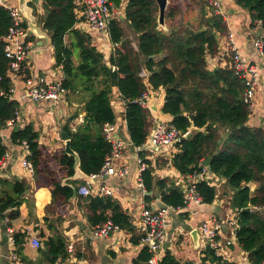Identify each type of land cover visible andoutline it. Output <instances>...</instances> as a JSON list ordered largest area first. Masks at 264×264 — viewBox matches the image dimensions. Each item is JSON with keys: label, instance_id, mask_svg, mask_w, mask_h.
Here are the masks:
<instances>
[{"label": "trees", "instance_id": "1", "mask_svg": "<svg viewBox=\"0 0 264 264\" xmlns=\"http://www.w3.org/2000/svg\"><path fill=\"white\" fill-rule=\"evenodd\" d=\"M197 15L193 22L174 23L181 11L171 3L165 11L167 30L157 26L158 8L154 0H127L124 18H114L108 26L113 50L105 59L92 41V36L74 27L76 15L74 0H42L44 13L40 16L35 3L30 2L36 23L41 24L50 37L56 64L61 65L62 84L68 91L81 92L84 101L85 124L76 131L65 127L72 148L80 157V168L86 174L98 172L110 144L104 139L102 127L115 121L110 104L112 92L117 91L125 102V120L129 138L134 146H141L152 129V117L147 107L136 99L147 89L163 87L162 112L172 116L171 124L187 136L175 143L171 158L157 156L152 163L146 156L149 150L138 154L146 167L140 177L146 192L159 194L161 202L183 206V194L172 177H158L156 168L168 164L187 176L201 169L202 161L210 157L209 170L224 178L232 190L231 207L237 211L236 244L247 253L250 264L264 261V127L247 124L248 104L244 101V83L234 74L231 59L224 67L209 68L208 59L218 51L220 37L228 33L226 21L205 0H190ZM250 17V27L257 21L264 27V0H234ZM191 6V5H190ZM12 20L9 10L0 6V128L13 116L17 101L9 100L10 80L7 76L8 59L4 53V37ZM25 25V23H24ZM264 40V31L262 32ZM33 34L26 37L32 40ZM21 77L30 76L26 64L21 65ZM194 126L198 130L190 132ZM226 132L225 137L222 133ZM39 133L32 123L10 133L14 143L25 141L33 174L50 190L51 201L45 211L51 213L73 196V190L62 179L74 172L72 156L64 151L50 155L38 143ZM7 151L0 136V159ZM40 180V181H39ZM76 181H70L75 184ZM77 182H82L78 180ZM8 186L0 196V214L9 221L17 217L25 186L19 181L0 180ZM250 183L255 188L250 191ZM202 201L213 202L216 188L202 180L196 185ZM83 202L84 216L91 227L110 220L120 229L131 233V241L140 243V234L121 203L109 195H76ZM151 201L154 195L145 194ZM17 208L7 211L15 201ZM249 207V211L243 210ZM45 221H48L46 216ZM48 227L52 228L51 223ZM15 252L26 264H62L67 257V242L57 230L43 241L38 258L28 260L22 253L25 231H14ZM233 246V245H232ZM200 262L181 261L165 249L159 264H234L207 246ZM151 256L142 246L132 264H149Z\"/></svg>", "mask_w": 264, "mask_h": 264}, {"label": "crops", "instance_id": "2", "mask_svg": "<svg viewBox=\"0 0 264 264\" xmlns=\"http://www.w3.org/2000/svg\"><path fill=\"white\" fill-rule=\"evenodd\" d=\"M125 3L120 6L119 13L121 18H124ZM171 3L178 5L181 10L173 18L174 23L193 22L197 11L195 5L190 0H172ZM221 3L222 16L226 21L228 33L233 34L234 45L242 55L246 56L250 62L257 64L260 68V84L254 96L255 107L249 113L247 124L251 127H264V62L262 55L255 50L253 45L258 31H252L248 12L237 5L234 0H221ZM168 4H170V0ZM16 5L15 0H0V6L8 8ZM34 5L41 16L44 13L42 0H39ZM165 21L167 22L168 19L166 20L165 18ZM37 25L42 28L41 24ZM74 27L88 32L92 36L93 43L103 53L104 58H108L113 50V44L106 33L91 30L85 24L78 21L75 22ZM228 33L220 37L218 53L208 59L209 68L224 67L227 64L228 56L226 55V45L229 41L227 37ZM37 40L38 38L34 36L32 40L28 41L30 46L24 64L29 68L30 75L43 76L48 80L63 79L62 67L56 64L50 41L47 44L32 48L31 45ZM14 87H16L15 97H17L23 87L22 81H14ZM153 91L154 93L147 107L152 117V127L156 120L167 122H171L172 120L171 115L163 113L161 110L164 102L163 87L153 89ZM84 101L81 92L68 90L63 102L55 107L49 104V102L42 100H17V107L20 110L19 115L13 122H9L8 120L0 128V136L9 153L8 157L0 165V180L19 181L25 186V191L22 196L23 202L18 207L20 214L9 221L10 225L6 226V232L9 230L12 232L25 231L26 239L22 245V253L28 260L34 261L39 255V247H34L29 242L31 236H37L42 247L44 239L51 235L53 230H57L64 236L67 246H72V251L68 252L62 264H132V260L137 256L142 245L140 243H132L131 233L123 229L108 238L94 237L91 231L93 227L88 224L84 216L83 202L76 197L78 195L77 192L67 202L56 206L53 212L46 214L45 206L51 201L50 190L40 180L37 183L38 180L33 172L22 165L21 160L24 153L21 143H14L10 140V133L13 130L23 128L26 124L32 123L34 130L39 133L38 143L46 153L55 155L64 151V137L62 134L65 133V127H68L70 131L72 129L76 131L85 124ZM110 102L116 115V124L119 127L116 135L128 141L130 138L126 120L124 119V101L120 97V94L115 91L111 94ZM188 130L192 132L198 129L191 126ZM224 133L226 132L222 134ZM157 156L159 155L153 156L150 152L146 158L153 163ZM170 158L167 157L168 160ZM137 159L138 152L127 145L122 157L118 161L119 165L124 164L128 166L127 175L123 177L116 174L108 176L104 182L112 187V197L116 198L127 210L135 226V234H140L135 221L142 207L150 206L154 208L159 205L162 206L163 203L157 191L149 194L155 196L151 201H147L141 193L137 181L140 174ZM154 173L158 177H172L175 182L184 176L170 164L162 168H156ZM217 180L220 184L219 188H216V197L212 203H205L203 205L191 204L188 208L173 213L170 216L169 221L171 225L167 229L164 240V246L166 242L169 243V246L159 251L157 255L158 260L164 255L165 249H169L181 261L200 262L201 257L204 255L203 251L205 247L198 226L205 221L211 222L212 220H216L221 223L222 226L218 239L222 245H225L224 243L227 238L231 237V223L236 217V210L230 204V198L233 192L226 184L224 178L217 176ZM77 181L74 184L76 190L80 184H83L82 180V182ZM66 182L70 183L69 180ZM249 186L250 191L253 192L255 184L250 183ZM6 189H8V186L0 183V196L3 190ZM221 189L223 190L222 193H220ZM18 204L15 208H17ZM46 216L48 217V221L44 220ZM6 222L7 218H5L4 223L6 224ZM49 222L52 228L48 227ZM191 228H197L198 230V245L194 244L192 237L188 233V229ZM2 235L3 231L0 224V254L2 255L0 264H11L7 259L6 251L9 245L7 241L6 243L2 242ZM220 256L234 264H250L247 253L236 242L233 243V246L224 247L221 250ZM13 264L26 263L18 260Z\"/></svg>", "mask_w": 264, "mask_h": 264}, {"label": "built area", "instance_id": "3", "mask_svg": "<svg viewBox=\"0 0 264 264\" xmlns=\"http://www.w3.org/2000/svg\"><path fill=\"white\" fill-rule=\"evenodd\" d=\"M76 7L74 9L76 15V21L85 24L89 29L96 32H103L108 35V26L112 19L120 18L119 10L109 0H74ZM208 7L214 8V10L223 14L221 0H205ZM127 0H121L120 6ZM125 3V4H126ZM7 8V7H6ZM11 16L12 23L9 26L4 39V53L8 59L7 76L10 80L7 97L9 100H24L29 99L32 101H47L49 104L58 106L64 100L67 89L62 84V79L48 80L43 76L30 75L23 79L21 77V65L26 61V54L29 50V42L26 37L30 34L27 33V24L22 14L20 13L17 5L7 8ZM25 23V25H24ZM252 31H258V35L255 37L253 45L255 50L262 55L264 62L263 52V36L261 22L257 21L255 26L251 27ZM109 37V36H108ZM228 43L226 45V55L231 59V66L234 74L242 79L244 89V101L248 104L249 111H252L255 107L254 96L258 85L260 84V68L257 64L250 62L246 56L242 55L236 48L233 42V34L228 33ZM21 80L23 87L20 94L15 97L16 87H14V81ZM154 93L153 89L147 83V89L143 91L136 101L144 106L148 107V102ZM121 97V96H120ZM122 98V97H121ZM124 101V100H123ZM111 104V102H110ZM125 105V102H124ZM126 107V106H125ZM114 111V110H113ZM20 110L15 108L13 116L9 119V122H13L19 115ZM116 116V115H115ZM125 119V110H124ZM116 124V118L114 122L105 123L102 127L104 139L110 144V150L106 154L104 162L98 172L88 174L89 177L95 179L94 182L88 179H81L83 184H80L76 190L78 195H113L112 187L104 182L105 178L112 175H118L123 177L128 173V166L124 164H118L119 159L122 157L126 146H131L136 152L138 147L134 146L130 140L125 141L119 138L116 134L118 131ZM72 132L75 129L71 130ZM181 134L170 122L156 120L148 135L151 138L154 146L158 147L157 151L149 150L153 156L159 155L164 157H171L175 151V143L180 140ZM147 137V138H148ZM24 156L21 160L22 165L28 170L32 171L31 163L27 160L29 154L28 145L25 141L21 143ZM9 153L6 151L3 157L0 159V165L3 160L8 157ZM137 162L139 164V172L146 167V164L142 161V158L138 154ZM206 181L213 185L215 188H219V181L217 175L212 173L208 167L201 164V169L195 171L187 176H182L175 184L180 188L183 194V206H170L163 204L162 206H156L151 208L150 206L142 207L139 216L136 218L135 224L141 233L140 244L146 246L151 252V256L148 260L149 264H159L157 255L159 251L164 248V240L168 227L171 225L169 218L173 213L180 212L188 208L191 204L203 205L201 195L197 190V183L200 181ZM138 187L141 193L145 195V188L142 183L140 174L138 176ZM216 197V195H215ZM237 215V211H236ZM236 218L232 221L231 233L229 238L225 241V245L218 239L219 232L221 230V223L212 220L211 222H202L198 228L201 235L204 247L213 248L218 255L224 247L233 245L236 242L235 231L238 227ZM121 230L120 227L110 220L106 221L102 225L92 228V234L98 238H108L117 231ZM7 234V259L9 263L13 264L17 262L18 256L15 252V245L13 239V232L11 230L6 232ZM29 242L34 247H41L40 240L37 236L32 235ZM72 251V246H67V252ZM2 255L0 254V260ZM264 264V261L262 262Z\"/></svg>", "mask_w": 264, "mask_h": 264}, {"label": "water", "instance_id": "4", "mask_svg": "<svg viewBox=\"0 0 264 264\" xmlns=\"http://www.w3.org/2000/svg\"><path fill=\"white\" fill-rule=\"evenodd\" d=\"M15 1L17 3V7H18L20 13L22 14L24 20L26 21L27 33L33 34L35 37L38 38V40L31 45L32 48H35V47L40 46L42 44H47L50 41V37L45 30H43L39 25H37L36 18L33 14V8H32V6L29 5L30 2L37 3L39 0H15ZM109 1L111 3H113L117 9H120L121 0H109ZM154 1L157 5V8H158L157 19H156L157 26L163 30H167L168 28H167L166 21H165V11H166V8L168 6L169 0H154ZM226 134L227 133H224V134H222V136L225 137ZM62 135L64 137V141H63L64 152L67 155L72 156L74 159V163H73L74 172L71 176L63 178L62 183L67 184L69 187L72 188L73 197H74L76 195V187L74 184L66 182L67 180L77 181V180H81V179L86 178L89 181L94 182L95 179L89 177L88 174L84 173L81 170V168H80V157H79L78 153L72 148L70 138L67 137L66 133H63ZM185 136H187V135H185ZM147 149H152L154 151L158 150V147L153 145L150 137L147 138V140L144 144H142L141 146H138V151H144ZM210 160H211L210 157H206L202 161V165L209 167ZM148 193L150 194L151 192H145V194H148ZM18 202H19L18 200L13 202L8 207L7 211L15 208V206L18 204ZM243 210L249 211L250 208L246 207ZM5 215H6L5 213L0 214V224H1V229L3 231L2 242L6 243L7 234H6V224L4 223ZM188 231H189L188 232L189 235L192 237L194 244L198 245L199 233H198L197 228H191V229H188ZM167 246H169L168 242H166L164 248Z\"/></svg>", "mask_w": 264, "mask_h": 264}, {"label": "rangeland", "instance_id": "5", "mask_svg": "<svg viewBox=\"0 0 264 264\" xmlns=\"http://www.w3.org/2000/svg\"><path fill=\"white\" fill-rule=\"evenodd\" d=\"M124 1V0H123ZM170 1H172V0H170ZM169 5V4H168ZM223 192V190L221 189V191H220V193H222Z\"/></svg>", "mask_w": 264, "mask_h": 264}]
</instances>
